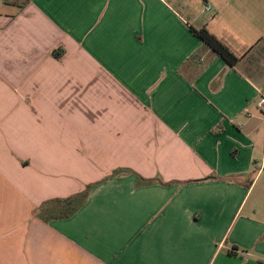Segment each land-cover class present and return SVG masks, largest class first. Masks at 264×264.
I'll return each mask as SVG.
<instances>
[{
    "label": "crops",
    "instance_id": "1",
    "mask_svg": "<svg viewBox=\"0 0 264 264\" xmlns=\"http://www.w3.org/2000/svg\"><path fill=\"white\" fill-rule=\"evenodd\" d=\"M262 90L264 0H0V264H264Z\"/></svg>",
    "mask_w": 264,
    "mask_h": 264
},
{
    "label": "trees",
    "instance_id": "2",
    "mask_svg": "<svg viewBox=\"0 0 264 264\" xmlns=\"http://www.w3.org/2000/svg\"><path fill=\"white\" fill-rule=\"evenodd\" d=\"M192 31L207 44L220 58L226 61L228 65L235 66L239 58L219 39H217L214 35H212L205 27L199 30H195L192 28ZM54 56L56 58H60L62 53L54 52ZM122 172H129L127 169H121L114 172L113 175H118ZM211 179L206 178L201 181H207ZM142 184L151 183L153 181H146L141 178ZM144 182V183H143ZM93 186H88V188L81 194L71 196L66 199H56L53 201H49L44 203V205L40 208V211L47 210L50 206L51 209H54V213H52L53 218L64 219L71 217L86 201L88 198V194Z\"/></svg>",
    "mask_w": 264,
    "mask_h": 264
},
{
    "label": "built area",
    "instance_id": "3",
    "mask_svg": "<svg viewBox=\"0 0 264 264\" xmlns=\"http://www.w3.org/2000/svg\"><path fill=\"white\" fill-rule=\"evenodd\" d=\"M212 7L211 5H206L205 6V11H211ZM259 109L264 115V90L260 91V101H259Z\"/></svg>",
    "mask_w": 264,
    "mask_h": 264
}]
</instances>
